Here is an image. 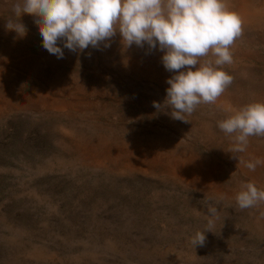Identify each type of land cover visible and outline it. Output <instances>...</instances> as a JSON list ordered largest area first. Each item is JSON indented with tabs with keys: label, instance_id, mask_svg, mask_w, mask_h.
<instances>
[{
	"label": "rangeland",
	"instance_id": "1",
	"mask_svg": "<svg viewBox=\"0 0 264 264\" xmlns=\"http://www.w3.org/2000/svg\"><path fill=\"white\" fill-rule=\"evenodd\" d=\"M16 2L0 0V264H264V202L235 201L242 183L264 190V164L238 163L217 126L264 102V0H226L242 26L223 66L233 81L188 122L153 107L173 75L163 53L117 32L58 59ZM233 154L264 161V138ZM209 203L212 232L195 248Z\"/></svg>",
	"mask_w": 264,
	"mask_h": 264
},
{
	"label": "clouds",
	"instance_id": "2",
	"mask_svg": "<svg viewBox=\"0 0 264 264\" xmlns=\"http://www.w3.org/2000/svg\"><path fill=\"white\" fill-rule=\"evenodd\" d=\"M12 11L19 18L33 16L42 47L58 59L64 58L65 48L79 54L90 46L110 47L117 32L126 48L147 45L163 53L161 63L173 75L166 80L163 104L153 101V107L170 110L174 120L188 122L186 116L201 104H215L233 81L223 66L233 63L230 49L242 26L226 0H17ZM5 28L19 37L27 34L20 20L9 19ZM227 111L230 114L217 126L231 136L230 153L238 163L255 171L264 161H243L233 153L245 152L249 137L264 138V102ZM235 201L242 210L254 207L264 202V190L252 182L242 183ZM207 209L206 227L191 237L195 248L205 245V232H212L218 210L211 203Z\"/></svg>",
	"mask_w": 264,
	"mask_h": 264
}]
</instances>
